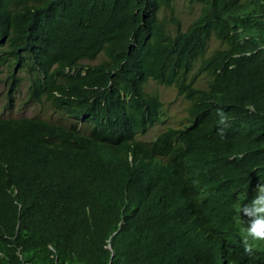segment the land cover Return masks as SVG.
<instances>
[{
    "label": "trees",
    "instance_id": "obj_1",
    "mask_svg": "<svg viewBox=\"0 0 264 264\" xmlns=\"http://www.w3.org/2000/svg\"><path fill=\"white\" fill-rule=\"evenodd\" d=\"M189 2L185 27L176 0H0L9 108L27 71L72 119L0 116V264H264L239 211L264 180V0ZM149 80L189 107L145 140Z\"/></svg>",
    "mask_w": 264,
    "mask_h": 264
},
{
    "label": "rangeland",
    "instance_id": "obj_2",
    "mask_svg": "<svg viewBox=\"0 0 264 264\" xmlns=\"http://www.w3.org/2000/svg\"><path fill=\"white\" fill-rule=\"evenodd\" d=\"M176 4L177 14L182 18L184 26L186 27L192 19L196 17L199 8L198 4L189 6V0H176ZM99 60H101V57L90 63H96ZM7 72L8 69L5 66H0V116L19 117L38 115L53 122L71 123L72 119L66 114L56 110L50 102L43 101L38 103L27 101L29 85V74L27 71L19 72V74L23 75L25 78L18 88L13 107L9 108L7 97L9 85L5 82ZM199 84L204 85L205 83L200 81ZM146 90L161 96L165 103L164 112L166 113V117L149 128L148 132L142 136L143 139L152 140L159 132L168 126L180 127L188 122L187 109L189 107V102L183 97L178 96L174 86L161 85L154 80H149L146 85Z\"/></svg>",
    "mask_w": 264,
    "mask_h": 264
},
{
    "label": "clouds",
    "instance_id": "obj_3",
    "mask_svg": "<svg viewBox=\"0 0 264 264\" xmlns=\"http://www.w3.org/2000/svg\"><path fill=\"white\" fill-rule=\"evenodd\" d=\"M217 116L219 117L217 124L220 126L218 133L223 136L224 130L229 127V117L219 108ZM255 193L247 204L241 205L239 210L246 224L243 237L246 252H252L253 245L264 243V180L257 183Z\"/></svg>",
    "mask_w": 264,
    "mask_h": 264
},
{
    "label": "bare ground",
    "instance_id": "obj_4",
    "mask_svg": "<svg viewBox=\"0 0 264 264\" xmlns=\"http://www.w3.org/2000/svg\"><path fill=\"white\" fill-rule=\"evenodd\" d=\"M251 35V34H250ZM251 38V37H250ZM242 128V127H241ZM194 238V237H193ZM243 243V242H242Z\"/></svg>",
    "mask_w": 264,
    "mask_h": 264
}]
</instances>
